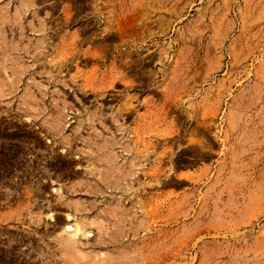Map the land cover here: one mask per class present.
Listing matches in <instances>:
<instances>
[{
    "label": "rangeland",
    "instance_id": "1",
    "mask_svg": "<svg viewBox=\"0 0 264 264\" xmlns=\"http://www.w3.org/2000/svg\"><path fill=\"white\" fill-rule=\"evenodd\" d=\"M0 264H264V0H0Z\"/></svg>",
    "mask_w": 264,
    "mask_h": 264
},
{
    "label": "bare ground",
    "instance_id": "2",
    "mask_svg": "<svg viewBox=\"0 0 264 264\" xmlns=\"http://www.w3.org/2000/svg\"><path fill=\"white\" fill-rule=\"evenodd\" d=\"M61 227H63L64 230L67 232L68 236L64 240L66 242H69V243H74L76 241V237L78 236L79 233H82V235H90V233H91V230H88L86 228V226H83L81 224L73 226L70 223H64V224H62ZM65 244H67V243H65ZM67 251H68V254H70L71 256L73 255V252H74L73 247L70 246L67 249Z\"/></svg>",
    "mask_w": 264,
    "mask_h": 264
}]
</instances>
